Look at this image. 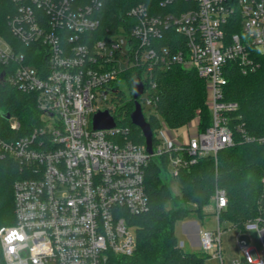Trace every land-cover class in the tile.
<instances>
[{"label":"built area","instance_id":"built-area-1","mask_svg":"<svg viewBox=\"0 0 264 264\" xmlns=\"http://www.w3.org/2000/svg\"><path fill=\"white\" fill-rule=\"evenodd\" d=\"M8 1L13 38L0 30V62L11 85L35 94L41 124L17 137L0 133V160L12 158L21 170L13 184L15 222L0 228L4 264H115L135 252L136 227L128 215L149 209L150 161L166 157L169 175L178 176L201 157L217 161V153L234 144L229 116L238 104L224 99L225 69L229 62L243 73L255 69L253 52L264 51V0H160L172 8L164 13L140 2L97 39L104 0ZM235 25L240 31L230 32ZM173 65L204 80L211 123L201 129L196 113L181 126L185 140L179 142L174 131L181 127L162 121L149 153L145 142L131 138L125 113L101 103L118 99L119 81L135 70L147 120L144 109L158 101L155 75ZM135 89L136 83L134 108ZM103 110L115 126L94 129L93 116ZM8 121L11 131L21 128L18 119ZM227 202V191L216 187L211 203L218 233L200 229L201 250L220 264H264V207L243 227H232L239 256L225 262L221 214ZM251 229L260 249L240 239Z\"/></svg>","mask_w":264,"mask_h":264},{"label":"trees","instance_id":"trees-1","mask_svg":"<svg viewBox=\"0 0 264 264\" xmlns=\"http://www.w3.org/2000/svg\"><path fill=\"white\" fill-rule=\"evenodd\" d=\"M140 2L153 13L172 9L171 6L161 7L160 0H104L99 12L101 26L94 32V37L101 38L106 27L112 29L122 24L127 11ZM9 5L8 0L0 2V30L10 39L13 36L7 25ZM240 29L239 25L231 26L230 32ZM253 59L256 67L247 73H243L235 62H229L225 69L227 84L224 99L238 104L229 116L234 144L221 149L217 153V161L208 155L182 169L177 176L181 181V196L173 195L169 184L161 181L163 176L160 171H167V158L150 161L145 172L149 209L128 215V223L136 227L135 252L130 256L117 257L115 264H207L209 255L203 250L189 251L179 245L175 224L193 212L203 218L216 187L224 188L228 196L221 223L229 222L231 227L241 228L246 221L261 213L264 207V141L258 139L264 137V51H254ZM5 70L0 62V78L5 72L4 81L0 80V133L17 137L41 124V113L35 94L11 85L6 80ZM136 74L135 70H130L123 75L130 90L134 89ZM155 79L158 82V101L153 107L156 113L147 118L154 132V146L157 143L155 132L162 120L171 128H178L190 122L200 110L203 115L201 129L211 123L210 110L205 102V82L195 70L173 65L156 74ZM131 97L123 106L125 122L131 127V138L141 144L145 138L140 128L131 121L134 109ZM118 99H126L123 91L118 92ZM4 113L21 122L18 131L9 129V121L2 115ZM20 176L17 161L12 158L0 160V228L15 222L13 184ZM191 204L194 208L190 207ZM0 264H4L1 242Z\"/></svg>","mask_w":264,"mask_h":264},{"label":"rangeland","instance_id":"rangeland-1","mask_svg":"<svg viewBox=\"0 0 264 264\" xmlns=\"http://www.w3.org/2000/svg\"><path fill=\"white\" fill-rule=\"evenodd\" d=\"M119 85H120L121 90L125 93L126 99L124 100L111 99L109 97L107 101L103 100L101 104L102 106H105V107L106 106L116 107L117 113H120L121 115H123L124 113L123 106L126 104V101L130 100L131 91L126 81L125 82L119 81ZM144 113L147 117H150L151 114H155L156 112L152 107H146L144 109ZM197 113H199L200 115V123H201V119H203L202 112L198 110ZM50 121L53 122V120L51 119ZM174 133L177 135V139L179 142H182L185 140V127L179 128L178 130L174 131ZM160 174L163 176L161 181L163 183L164 181H166L169 184L173 195L181 196L182 188H181L180 179L177 176L169 175L168 171L161 170ZM169 205L170 204L168 203L167 206L169 207ZM190 207L194 208V205L191 204ZM217 226H218V223H217V219L215 216L214 205L213 203H210L209 205L205 207V216L203 218H200L193 212V213H190L185 219L177 220L175 224V233L180 243L182 241L185 242V245L183 247L185 250L199 251L201 250V247L192 246L190 239L192 237L196 239L197 236H199V230L202 228L214 230L213 236L215 237L218 233L216 229ZM221 230L223 232L222 242H223V247H224V259H225V262L228 263L233 258L239 256V247L237 244V241H238L237 231L231 227V223L224 222V221L221 223ZM240 239L242 241H245L248 244L256 245L259 249L261 248L260 239L254 229L249 230V232L241 236ZM207 264H220V262H219V259L210 256L207 259Z\"/></svg>","mask_w":264,"mask_h":264},{"label":"water","instance_id":"water-1","mask_svg":"<svg viewBox=\"0 0 264 264\" xmlns=\"http://www.w3.org/2000/svg\"><path fill=\"white\" fill-rule=\"evenodd\" d=\"M5 72L1 74V81H4ZM136 83V89L134 91V98L135 100V108L131 113V121L132 123L139 127L144 138H145V144L147 147V150L149 153L153 152L154 147V141L153 136L154 132L152 130V127L149 123V121L146 120L143 112L142 107L140 103L138 102L137 98L142 94L143 92V85L142 83L138 82V79L135 80ZM3 118L8 120L10 119L9 113L2 114ZM115 126V120L114 117L110 114L108 110L98 111L93 116V128L94 129H105V128H112Z\"/></svg>","mask_w":264,"mask_h":264},{"label":"crops","instance_id":"crops-1","mask_svg":"<svg viewBox=\"0 0 264 264\" xmlns=\"http://www.w3.org/2000/svg\"><path fill=\"white\" fill-rule=\"evenodd\" d=\"M191 245L194 247H200V243H199V236H197L196 239H194L193 237L190 239Z\"/></svg>","mask_w":264,"mask_h":264}]
</instances>
